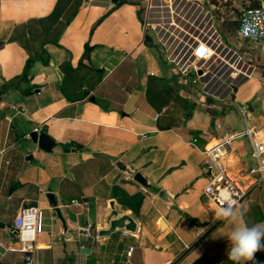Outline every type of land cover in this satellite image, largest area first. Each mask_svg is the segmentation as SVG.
<instances>
[{
  "label": "crops",
  "instance_id": "crops-1",
  "mask_svg": "<svg viewBox=\"0 0 264 264\" xmlns=\"http://www.w3.org/2000/svg\"><path fill=\"white\" fill-rule=\"evenodd\" d=\"M220 1L225 15V6L238 10L251 0ZM115 3L0 0V241L13 246L11 223L5 221L20 208L37 205L43 230L33 264H111L112 259L169 264L202 235L186 256L204 244L224 222L206 232L203 149L243 131L244 118L242 123L239 110L211 121L188 113L206 103L205 97L160 61L159 50L148 54L137 1ZM242 50L255 67L236 88L235 107L255 105L247 108L246 118L259 138L264 135V67L254 50ZM34 127L57 143L50 152L29 138ZM118 161L130 172L120 170ZM255 164L248 139H233L224 159L229 175L246 183ZM135 173L148 186L137 182ZM257 185L250 184L247 192ZM162 189L174 206L157 197ZM47 193L54 195L66 230ZM263 194L258 188L257 203L264 202ZM112 209L133 218L134 236L121 237V229L98 235ZM126 245L135 247L130 257L124 255ZM216 246H204L186 264L202 254L221 261L210 258ZM17 261L21 264L20 253L0 249V264Z\"/></svg>",
  "mask_w": 264,
  "mask_h": 264
},
{
  "label": "built area",
  "instance_id": "built-area-1",
  "mask_svg": "<svg viewBox=\"0 0 264 264\" xmlns=\"http://www.w3.org/2000/svg\"><path fill=\"white\" fill-rule=\"evenodd\" d=\"M140 15L144 32L146 27L155 32L158 50L165 65L172 66L184 79L185 85L197 87V94L216 101L227 100L243 81L251 77L255 67L245 51L237 50L222 40L221 30L229 37L259 44L264 49V20L261 21L264 18V0L240 9L233 34L225 26L223 3L219 1L146 0ZM254 16L258 17L255 21L258 34L254 37L240 35L243 24L247 23L245 17L251 20ZM237 108L246 123L244 130L224 136L203 149L208 173L203 195L208 206L216 211L234 202V206H238L250 184L264 182V135L257 138L254 126L247 124V109L240 105ZM32 131H38V128L34 127ZM244 136L251 145V157L256 160V164L247 170L249 177L246 183H240L229 175L224 159L231 141ZM72 203L74 206L79 205L76 200ZM42 230V210L37 205L22 207L14 215L10 226L18 246L5 245L0 241V249L20 253L21 264H33L32 253ZM134 235V232L121 229L123 238ZM134 248L133 245H126L125 257H130ZM111 264L119 263L112 259Z\"/></svg>",
  "mask_w": 264,
  "mask_h": 264
},
{
  "label": "rangeland",
  "instance_id": "rangeland-1",
  "mask_svg": "<svg viewBox=\"0 0 264 264\" xmlns=\"http://www.w3.org/2000/svg\"><path fill=\"white\" fill-rule=\"evenodd\" d=\"M137 1V3L139 4V6H143V4L145 3L146 0H135ZM257 1V4L259 3V0H251L250 4L254 3ZM219 2H223L220 1ZM231 1L229 0H224V4L225 5H231L230 4ZM228 6H225V17H226V23L230 22L232 24H230V33H234V27H235V21L238 18L240 9L236 10L233 8H229L227 9ZM227 9V10H226ZM227 11V12H226ZM221 35H222V40L224 42H228L229 44H231L235 49L240 50V49H245L247 48L250 50H254L256 56L259 58V61L261 60V62H263V66H264V49H262V47L259 44H254V43H248L247 41L243 40V39H239V38H235V37H229L228 35H226V33L224 34L223 31L221 30ZM145 36L146 38L149 40L148 44H145L146 46V50L148 51L149 55H154V53L156 54L158 51V40H157V36L155 34V32L150 28V27H146V31H145ZM249 53V52H248ZM159 56L160 61L163 63L160 53L158 51V54H156ZM165 65V63H163ZM259 65H262L259 62ZM171 68L172 66H167ZM257 69H255V73L257 74ZM251 81H249L246 85H250ZM242 88L239 89V91L241 92ZM236 89L227 97V100L225 101H218V104H210L209 107H205L206 103H199V105H197L196 107L193 106L192 109H190L188 111V113L193 114L194 116H199L202 118H209L210 121L213 118H222L224 117L227 113H232L237 111L238 109L235 107V104L238 102V100H236ZM248 106H244L247 108H254L255 105L247 104ZM248 110V109H247ZM237 112H235L236 114H238ZM239 119L241 120V122L243 123V119H242V115L239 113L238 114ZM249 124H251V122L249 121ZM244 125V124H243ZM244 127V126H243ZM258 188H263L264 189V182L259 183L257 186L253 187L249 192H247V194L245 195V197L241 200V202L239 203L238 206L241 208L242 210L245 211V217L244 219L246 220V222L249 224V226L253 225V224H257V223H264V202L259 201L258 203L255 201V194ZM202 205L204 207V211H205V215L208 218V227L212 225V223L216 220L215 218V212L213 210H211V208H208V204H207V200L206 198L203 196L202 197ZM12 219L13 216L9 217L5 223L6 224H10L12 223ZM231 225L227 224L226 222H223V224L219 227H217L215 229V231L213 232L212 236L210 235L208 237V239L204 242V244H201L200 247L196 248L195 250H193L189 255H187L185 257V259L183 260V262L189 263L190 261H192L194 258H196L197 256H199L201 254L202 248L204 249V246L207 247H215L218 243V245L216 246V248L213 250V252L210 255V258L213 260H222L228 259L227 256V250L230 247L228 240H227V234L231 231ZM223 236L224 239H222L221 242H219L218 239H221ZM218 238V239H217ZM117 239V237H116ZM224 240V241H223ZM116 241V240H115ZM13 246L17 247L18 244L17 242H13ZM116 244V243H115ZM212 244H215V246H212ZM196 245V244H195ZM195 247V246H194ZM190 252V251H189ZM188 252V253H189ZM260 253L257 252L255 254V256ZM262 253V251H261ZM248 262V261H247ZM246 263V262H245ZM17 264H20V261H17Z\"/></svg>",
  "mask_w": 264,
  "mask_h": 264
},
{
  "label": "clouds",
  "instance_id": "clouds-1",
  "mask_svg": "<svg viewBox=\"0 0 264 264\" xmlns=\"http://www.w3.org/2000/svg\"><path fill=\"white\" fill-rule=\"evenodd\" d=\"M257 18L254 16L249 20L245 17L247 23L243 24L239 34L251 37L257 35L258 26L255 23ZM262 20L264 18H261ZM234 203L221 206L216 212V217L232 226L227 234L230 245L227 250L228 259L234 264H245L247 261H253L257 252L264 251V223L249 226L244 219L245 211L235 207Z\"/></svg>",
  "mask_w": 264,
  "mask_h": 264
},
{
  "label": "water",
  "instance_id": "water-1",
  "mask_svg": "<svg viewBox=\"0 0 264 264\" xmlns=\"http://www.w3.org/2000/svg\"><path fill=\"white\" fill-rule=\"evenodd\" d=\"M205 4L207 5L208 2L205 1ZM205 102L208 104H215V105L218 104L216 100L208 96L205 97ZM28 136L31 139V141L33 143H36L37 147L44 152H50L52 148L57 144L48 134H46L43 131H30ZM116 166L122 171L130 172L129 169L122 163V161H118L116 163ZM134 179L143 186H148L146 180L142 177L140 173H135ZM46 197L51 205V211L55 214V217L60 221L63 230H66V224L64 218L60 214L59 207L56 205L54 195L52 193H47ZM157 197L166 204L174 206L173 199H171V197L167 194V192L164 189L158 192ZM263 199H264V194H263ZM107 221H108L107 227L98 231V235L101 237L107 236L115 232L117 229L119 230L125 229L131 232H135L136 224L130 215L124 214L121 216H117V213L112 209L110 217H108ZM0 227H4V224L1 222H0ZM85 251L86 249L82 247L81 252L85 253Z\"/></svg>",
  "mask_w": 264,
  "mask_h": 264
},
{
  "label": "trees",
  "instance_id": "trees-1",
  "mask_svg": "<svg viewBox=\"0 0 264 264\" xmlns=\"http://www.w3.org/2000/svg\"><path fill=\"white\" fill-rule=\"evenodd\" d=\"M127 0H116L115 5L117 6L118 4H123L125 3ZM217 1V0H214ZM114 5V6H115ZM250 6H254L257 5V1L254 2L253 4H249ZM235 26H236V21L234 22ZM230 22H225V26L227 29H229L230 27ZM235 29V27H234ZM89 47H87V51H88ZM223 221L220 219H217L211 226L208 227L207 231L212 230L213 228H215L216 226H218L219 224H221ZM203 237V235L201 237H199L196 241H194L193 243H191L187 248L183 249L169 264H179L180 261L186 256V254L195 246V244L198 242V240H200ZM190 264H234L233 261H231L230 259L227 260H221V261H212L208 258L207 254H202L200 257H198L196 260H194L193 262H191ZM245 264H264V253L262 252L258 257H256L253 261H248Z\"/></svg>",
  "mask_w": 264,
  "mask_h": 264
},
{
  "label": "bare ground",
  "instance_id": "bare-ground-1",
  "mask_svg": "<svg viewBox=\"0 0 264 264\" xmlns=\"http://www.w3.org/2000/svg\"><path fill=\"white\" fill-rule=\"evenodd\" d=\"M163 224V223H162ZM164 225V224H163Z\"/></svg>",
  "mask_w": 264,
  "mask_h": 264
}]
</instances>
